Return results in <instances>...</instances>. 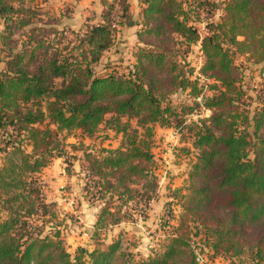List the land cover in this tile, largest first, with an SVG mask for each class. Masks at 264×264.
I'll return each instance as SVG.
<instances>
[{
    "label": "trees",
    "instance_id": "1",
    "mask_svg": "<svg viewBox=\"0 0 264 264\" xmlns=\"http://www.w3.org/2000/svg\"><path fill=\"white\" fill-rule=\"evenodd\" d=\"M130 1L99 0L96 22L73 31L57 24L68 9L58 17L44 9V23L25 0H0V264H196L189 223L211 238L212 258L237 256L248 241L251 262L264 264V0H137L133 64H108L96 75L118 25L132 20ZM198 41V75L210 80L208 95L186 60ZM237 58L259 74L251 118L239 106L246 95ZM186 92L195 110L210 115L195 127L196 161L162 251L136 262L118 239L72 258L56 229L61 223L53 224L58 218L45 201L41 171L56 159L75 161L82 191L100 204L91 240L119 227L129 215L115 203L148 206L156 197L151 126L170 127L178 114L167 101ZM102 125L121 134L119 148L64 143L72 133L91 140Z\"/></svg>",
    "mask_w": 264,
    "mask_h": 264
},
{
    "label": "rangeland",
    "instance_id": "2",
    "mask_svg": "<svg viewBox=\"0 0 264 264\" xmlns=\"http://www.w3.org/2000/svg\"><path fill=\"white\" fill-rule=\"evenodd\" d=\"M27 6L34 9V12L42 19L44 23H47L48 16L44 13L47 10H52L54 17H58L56 14L66 13L64 10L70 13L66 14V17L62 20L59 19L57 24L61 28L71 29L78 31L83 29L84 24H93L96 22V16L100 13L101 7L99 6V0H91L87 2L88 8L83 10V5L75 7L74 0H25ZM130 12L132 14V20L128 22L122 21V24L118 25V31L114 45L110 51L103 55L101 61L93 67L96 75H102L103 69L108 64L116 65V68H127L134 62V54L137 49L136 31H138L137 21H140L139 13L137 9V0H131ZM46 9V11L44 10ZM97 11V12H96ZM99 11V12H98ZM94 13L96 15L94 16ZM94 16V18H93ZM115 20L117 16L114 13L112 15ZM205 14L201 17V21L196 24V30L201 31L202 36L205 34ZM219 17V13L216 14L215 19ZM61 22V23H60ZM40 24V20L36 26ZM35 25V24H34ZM47 25V24H45ZM29 29V28H28ZM1 30V25H0ZM67 37L72 40L75 45V37L71 34H67ZM18 39L22 40V38ZM68 42V41H67ZM66 45L64 41L61 44V48ZM199 41L196 46L191 47V51L186 57L187 62L194 67L195 76L200 69L199 61ZM68 47L63 50L64 53H68ZM75 52V51H74ZM0 56H2L0 54ZM4 56V53H3ZM235 64L240 65L241 78L245 91L246 98L240 103V109L245 110L248 116L251 118L254 114V110L258 106L256 100L258 92L259 74L257 67L251 66L243 59H235ZM199 67V68H198ZM198 69V70H197ZM119 69H117L118 71ZM203 85V93L209 94L207 84L210 82L204 79H199ZM168 105L174 109L178 114L176 121L172 120L170 127H160L158 125L151 126L152 136L150 138V153L152 155L151 173L157 179V188L155 199L148 206L145 203H138L134 200L131 204L122 207L121 204L115 203L116 207H119L122 212L128 213L129 218L126 223L121 224V231H113V228L109 230L102 229L97 231L96 239L91 240L90 237L95 233L93 228L90 234H85L84 230L88 229L87 221L80 217L81 200L82 205H87L92 210L99 211L100 204L94 201L95 197L89 199L88 196L82 191V176L79 175V168L75 161L64 162V160L52 161L50 165V173L42 174L40 180L43 183L45 201L49 204L53 203L55 206L53 211L56 215L55 222L61 223L56 226V229L60 230V238L63 249L73 258L78 250L82 252H91L94 249H104L107 243L114 240L121 241V248L124 253L136 262H139L144 257L160 253L174 231L171 228L176 224L174 218L179 213V197L180 193L184 194V188L188 179V172L192 165L196 161L197 151H195L194 133L195 127L198 121L206 119L210 112L200 107V111L193 108L192 96L186 93H176L169 97L167 101ZM184 121L183 125L179 128L177 122ZM134 127V122L130 123ZM77 142H81L84 145L94 148L96 151L100 149H117L122 142L121 134L116 135L107 129V126L102 125L99 131L94 135L91 140L82 139L78 133H72L64 143L76 145ZM68 153L75 154L68 147L66 148ZM72 151V152H71ZM77 177L75 179V176ZM79 186V188H77ZM78 189V190H77ZM135 189V188H133ZM180 192V193H179ZM95 195V191H93ZM82 197V199L80 198ZM56 202V204L54 203ZM118 227V228H119ZM123 228V229H122ZM110 231V232H109ZM188 231L191 233V247L194 253L199 255H205L208 257L209 264H253L250 258L249 247L254 245L253 242H244L240 253L237 256L225 255L217 258H212V252L210 248V240L206 236L205 230L200 227L194 228L190 223L188 224ZM249 232V231H248ZM206 238V239H205ZM87 260V257H84Z\"/></svg>",
    "mask_w": 264,
    "mask_h": 264
},
{
    "label": "crops",
    "instance_id": "3",
    "mask_svg": "<svg viewBox=\"0 0 264 264\" xmlns=\"http://www.w3.org/2000/svg\"><path fill=\"white\" fill-rule=\"evenodd\" d=\"M87 2L89 3V2H91V0H79V1H75V7L77 8L79 5H83L84 7H83V10L85 11L86 10V8H88V6H86L85 7V5H87ZM138 9V8H137ZM97 12V11H96ZM99 12V11H98ZM97 15H99V14H97ZM79 29H80V27H79ZM78 29V30H79ZM57 160H61V159H56V160H53V161H57ZM51 164H53V163H51ZM50 164V165H51ZM50 165L48 166V167H46V168H44L42 171H41V173L39 174V177L41 178V176H42V174H44V172L47 174H49L50 173ZM75 166H78V165H75ZM79 168V167H78ZM75 174H76V172H75ZM42 177H44V176H42ZM76 178H78L77 177V174H76V176H75V179ZM77 188H79V186L77 187ZM78 190V189H77ZM81 199H82V197H80ZM55 204H56V202H54ZM82 204H84L83 203V200H81V205H80V207L82 208L81 210H80V217L81 218H83V219H85L88 223H87V226H88V229H85L84 230V232H85V234H87V235H89L90 234V231L89 230H92L93 229V225L95 224V222H96V217H97V214H98V211H96V210H92L90 207H88L87 205H82ZM123 229V228H122ZM113 231H118V232H120L121 231V227H116V228H113ZM110 232V231H109Z\"/></svg>",
    "mask_w": 264,
    "mask_h": 264
},
{
    "label": "built area",
    "instance_id": "4",
    "mask_svg": "<svg viewBox=\"0 0 264 264\" xmlns=\"http://www.w3.org/2000/svg\"><path fill=\"white\" fill-rule=\"evenodd\" d=\"M196 31H197V34L199 36V39H201V37H202L201 31H198V30H196ZM205 31L206 30L204 29L203 32H205ZM198 52H199V61H200V66H201V64H202V54H201L200 50H198ZM196 77H198L199 79L202 80V78L198 75V72L196 73ZM194 101L200 103L201 99L199 97V98H196ZM195 263L196 264H209L208 257H206L205 255L201 256L197 252H195Z\"/></svg>",
    "mask_w": 264,
    "mask_h": 264
}]
</instances>
